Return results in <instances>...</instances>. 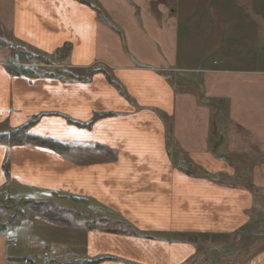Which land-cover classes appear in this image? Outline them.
Returning <instances> with one entry per match:
<instances>
[{"label":"crops","instance_id":"crops-1","mask_svg":"<svg viewBox=\"0 0 264 264\" xmlns=\"http://www.w3.org/2000/svg\"><path fill=\"white\" fill-rule=\"evenodd\" d=\"M0 41V133L68 150L0 144V201L117 221L30 220L0 264H264V0H0ZM16 47L59 72L9 75Z\"/></svg>","mask_w":264,"mask_h":264},{"label":"trees","instance_id":"trees-1","mask_svg":"<svg viewBox=\"0 0 264 264\" xmlns=\"http://www.w3.org/2000/svg\"><path fill=\"white\" fill-rule=\"evenodd\" d=\"M0 44H5V42L0 41ZM11 51L14 57L13 62L6 66L9 75L28 78L54 76L55 73H39L35 67L27 66L32 59L40 60V62L48 64L45 58L25 52L20 47L11 48ZM105 76L108 78L107 74H105ZM103 116L105 115H96L93 119L96 120ZM29 126L30 124H27L6 133H0V144L6 146H21L28 143H35L38 146L47 147L59 154L68 152L67 146L59 142L31 135L28 131ZM0 213L2 214V220L0 221L1 236L14 231L24 222L35 219L63 227L71 226L72 222L84 221L88 229H98V221H106L105 218H101L98 221L92 219L91 215L86 212L67 210L58 206L53 200L36 202L30 199L15 200L6 198L0 201ZM100 261L101 260L86 261L84 264H97ZM66 264H73V262Z\"/></svg>","mask_w":264,"mask_h":264},{"label":"rangeland","instance_id":"rangeland-1","mask_svg":"<svg viewBox=\"0 0 264 264\" xmlns=\"http://www.w3.org/2000/svg\"><path fill=\"white\" fill-rule=\"evenodd\" d=\"M55 56H53L52 58H49L50 59V61H55V58H54ZM65 61H67L66 59H65ZM47 62H48V64H45V63H43V62H40V60H36V59H32L31 61H30V64L29 65H27V66H29V67H35L36 69H37V71L39 72V73H42V72H54V73H57V72H59V70L60 69H57V65H56V63H50L48 60H47ZM63 64V60H62V56L59 58V61H58V65H62ZM106 156H110V155H106ZM111 157V156H110ZM58 199V198H57ZM56 199V200H57ZM54 202L58 205V206H60V207H62V208H65V209H67V210H70V209H72L73 211H81V210H86V209H88V205L89 204H85V203H77V204H75V205H73L71 202H67V201H59V199L57 200V201H55L54 200ZM59 203V204H58ZM61 204V205H60ZM92 219H94V218H92ZM2 220V214L0 213V221ZM35 220H37V219H35ZM39 220V219H38ZM98 221V220H97ZM28 222H30V221H26L25 222V224L24 225H21V227H19V229L18 228H16V229H18L17 230V233H14V235L16 234L17 235V237H18V239H19V241H20V244L21 245H25V243L28 241V240H30V241H32L33 240V236H30L31 238L29 239V236H27L26 234V231H27V227H28V225H30ZM77 222V223H76ZM76 222H72L73 224L74 223H76V225H78L79 227L80 226H83L84 224H85V222L84 221H76ZM99 222V221H98ZM117 223V221H115V219H111V221L107 224H103V223H97V225L98 226H106V227H114V226H116L115 224ZM52 226H54V225H52ZM31 227V225L28 227V228H30ZM54 228H56V226H54L53 227V229ZM57 230H58V228H56ZM38 229H36V238L38 237V236H40L41 234H39V235H37V233H38V231H37ZM45 232V231H44ZM43 232V233H44ZM52 235V236H51ZM45 234V235H43V236H47V237H49V238H52L53 237V234ZM55 237L53 238L54 240H56L57 239V237L59 236V235H54ZM65 240V239H64ZM63 240V241H64ZM206 240V239H205ZM200 241V240H199ZM225 241H227V239H226V237H225ZM198 244H200V249L198 248V250H197V253L198 252H201L202 254L204 253V251H205V249H203V252H202V247L204 248L205 246L203 245V243H201V242H199ZM50 245H52V244H50ZM50 245H48V246H42V245H39V244H35L34 245V249H37V250H39V253H38V257L40 256V254H42V253H44V252H46L48 255H49V257H50V263L49 264H57V262H58V260L57 261H55L53 258H52V256L50 255V253H49V251H55V252H59V250H56V248H54V247H52V246H50ZM43 248L44 249H49V251H43L42 252V250H43ZM200 253V255H202ZM213 254H214V252H212ZM228 253H231L230 252V250H228V248L227 247H225V249H224V251H223V254L224 255H228ZM40 258V257H39ZM22 263H23V260H22Z\"/></svg>","mask_w":264,"mask_h":264},{"label":"built area","instance_id":"built-area-1","mask_svg":"<svg viewBox=\"0 0 264 264\" xmlns=\"http://www.w3.org/2000/svg\"><path fill=\"white\" fill-rule=\"evenodd\" d=\"M16 243H17V239L16 238H10L9 241H8V244L10 246H14ZM31 259H32V256L24 258L23 259V264H31ZM40 259H41L42 264H49L50 263V257H49V255L46 252L40 254Z\"/></svg>","mask_w":264,"mask_h":264}]
</instances>
